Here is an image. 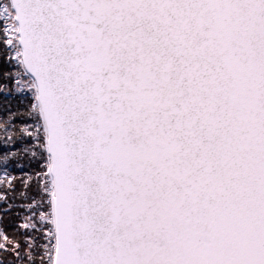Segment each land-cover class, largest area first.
<instances>
[{
	"label": "snow or ice",
	"instance_id": "1",
	"mask_svg": "<svg viewBox=\"0 0 264 264\" xmlns=\"http://www.w3.org/2000/svg\"><path fill=\"white\" fill-rule=\"evenodd\" d=\"M0 98L34 164L0 252L264 264V0H0Z\"/></svg>",
	"mask_w": 264,
	"mask_h": 264
},
{
	"label": "trees",
	"instance_id": "2",
	"mask_svg": "<svg viewBox=\"0 0 264 264\" xmlns=\"http://www.w3.org/2000/svg\"><path fill=\"white\" fill-rule=\"evenodd\" d=\"M9 107L12 111H17L18 105L16 99L10 98L8 101H5L3 98H0V109H7ZM4 115L6 116L7 113L5 112ZM22 127L21 119L16 118L7 133L0 129V161L5 155L8 157L9 181H11V184L7 182L1 186L0 197H3V200H0V227L6 231L10 238H17V226L22 219V216H18V214L22 213L21 206L25 203L20 193L24 190L23 181L27 179V174L31 173L34 167L33 162L29 158V154L23 151L26 142H21L16 139L18 133L23 134L21 131ZM9 137L12 139L9 140ZM5 140L8 141L7 147L3 143ZM14 153L15 155H13ZM4 190H6V194ZM4 201H7V203ZM8 205H12V207L9 208ZM0 240H2V237H0ZM0 259L5 260L6 264H21L20 261L16 260L14 253L8 255L7 253L0 252Z\"/></svg>",
	"mask_w": 264,
	"mask_h": 264
},
{
	"label": "built area",
	"instance_id": "3",
	"mask_svg": "<svg viewBox=\"0 0 264 264\" xmlns=\"http://www.w3.org/2000/svg\"><path fill=\"white\" fill-rule=\"evenodd\" d=\"M3 161H4V157H2V160L0 161V181H3V183L0 184V196H1V186L10 180L8 163L5 165Z\"/></svg>",
	"mask_w": 264,
	"mask_h": 264
}]
</instances>
